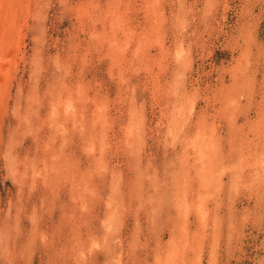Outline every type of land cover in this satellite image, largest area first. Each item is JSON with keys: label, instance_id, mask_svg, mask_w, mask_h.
<instances>
[{"label": "rangeland", "instance_id": "374dc122", "mask_svg": "<svg viewBox=\"0 0 264 264\" xmlns=\"http://www.w3.org/2000/svg\"><path fill=\"white\" fill-rule=\"evenodd\" d=\"M12 1L0 264H264V0Z\"/></svg>", "mask_w": 264, "mask_h": 264}, {"label": "bare ground", "instance_id": "6f19581e", "mask_svg": "<svg viewBox=\"0 0 264 264\" xmlns=\"http://www.w3.org/2000/svg\"><path fill=\"white\" fill-rule=\"evenodd\" d=\"M12 2H13L12 0H0V9L3 8V11H4V13L6 14L4 17L2 16L3 18H2L1 15H0V24H1V22H2V24H3V21H4L5 24H6V23L8 22L7 19L9 20V18H14V15H13V16H10V14H12V13L15 14V12H12V11H11L12 9L9 10V7H10V6H8V5H12V4H13ZM14 2H15V1H14ZM16 2H17V1H16ZM12 7H13V6H12ZM12 7H11V8H12ZM1 10H2V9H1ZM13 10H14V9H13ZM29 12H30V11H29ZM0 13H1V12H0ZM16 14L19 15V13H16ZM15 17H16V16H15ZM19 17H20V16H19ZM15 19H16V18H15ZM9 22H10V21H9ZM12 23H13V22H12ZM7 24H8V23H7ZM9 29H11V28H9ZM7 30H8V29H7ZM14 30H15V29H14ZM14 30H13V31H14ZM11 31H12V30H11ZM3 32H4V31H3ZM7 32H9V31H7ZM11 34H12V32H11ZM11 34H10V35H11ZM7 35H9V34L7 33ZM0 41L2 42V38H0ZM7 41H8V39H7ZM8 42H9V41H8ZM6 45H7V42H6ZM8 45H9V44H8ZM8 45H7V47H9ZM1 47H2V45H1ZM1 47H0V48H1ZM109 47H110V46H109ZM2 49L4 50L3 47H2ZM5 49H6V48H5ZM3 50H2V51H3ZM0 51H1V49H0ZM2 51H1V52H2ZM178 51H179V50H178ZM178 51H177V52H178ZM1 52H0V53H1ZM4 52H5V50L3 51V53H4ZM180 54H181V53H180ZM5 55H6V54H5ZM8 56H9V55H8ZM1 58H2V56H1ZM180 58H181V57H179V59H180ZM6 59H7V57H6ZM1 60H3V59H1ZM8 60H9V58H8ZM4 63H5V62H4ZM4 63H3V66H4ZM6 64H7V63H6ZM6 64H5V65H6ZM3 66H2V67H3ZM1 69H4V68H1ZM1 69H0V70H1ZM5 70H6V69H5ZM3 71H4V70H3ZM3 71L1 70V72H3ZM3 73H4V72H3ZM0 76H1V75H0ZM5 78H6V76H5ZM2 80H3V79H2ZM165 83H166V82H165ZM195 92H196V91H195ZM2 98H3V97H2ZM0 100H1V102H2V99H0ZM132 102H133V101H132ZM2 105H3V104L1 103V106H2ZM6 112H7V111H6ZM171 127H172V126H171ZM181 135H182V134H181ZM202 135H204V134H202ZM202 137H203V136H202ZM202 140H203V139H202ZM195 141H197V140H195ZM197 142H198V141H197ZM193 143H194V145H195L196 142H193ZM199 143H200V142H199ZM186 144H187V143H186ZM197 144H198V143H197ZM92 145H93V144H92ZM199 145H200V144H199ZM199 145H198V146H199ZM203 145H204V144H203ZM201 146H202V144H201ZM194 147L196 148V145H195ZM194 147H193V148H194ZM203 147H204V146H203ZM198 149H200V146H199ZM198 149H197V150H198ZM199 151H200V150H199ZM190 154H191V153H190ZM206 154H207V152L205 153V155H206ZM194 160H195V159H194ZM203 168H204V167H203ZM202 171H203V170H202ZM202 174H203V173H202ZM202 174H201V175H202ZM113 186H114V184H113ZM189 190H190V189H189ZM180 206H181V205H180ZM112 217H113V216H112ZM172 244H173V243H172ZM170 258H171V257H170Z\"/></svg>", "mask_w": 264, "mask_h": 264}]
</instances>
